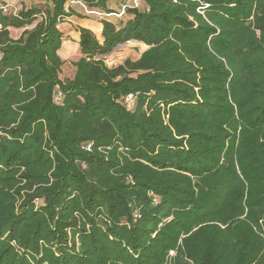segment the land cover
Here are the masks:
<instances>
[{
	"label": "trees",
	"instance_id": "trees-1",
	"mask_svg": "<svg viewBox=\"0 0 264 264\" xmlns=\"http://www.w3.org/2000/svg\"><path fill=\"white\" fill-rule=\"evenodd\" d=\"M67 2L0 0V264H264V0H145L61 78Z\"/></svg>",
	"mask_w": 264,
	"mask_h": 264
},
{
	"label": "rangeland",
	"instance_id": "rangeland-1",
	"mask_svg": "<svg viewBox=\"0 0 264 264\" xmlns=\"http://www.w3.org/2000/svg\"><path fill=\"white\" fill-rule=\"evenodd\" d=\"M47 2L48 0H12L10 4L13 9H17L19 11L24 6L30 7L34 4H39L40 6L45 7ZM111 7L114 9L120 10L121 4L119 1H117L111 4ZM77 9H78L77 13L74 14L76 18L73 17L75 21L68 20L66 18L65 21H63L60 24V28L64 31L66 39L70 38L71 41H74V42L75 40L73 39V36L76 35L78 31V26H81L80 25L81 23H77V22H81L80 18H85L89 16V15H86L81 8L78 7ZM81 16H84V17H81ZM98 19L99 21L101 20L100 18ZM110 19L114 22H117V23L119 22L118 21L119 19H117L116 17H111ZM24 29L25 28H19V29L11 28V34L13 37L17 38L21 35ZM93 31L100 38V40H102L101 32L98 29H94ZM72 45H73L72 47L73 49L64 48L62 50V53L64 54V64L62 67L61 78L72 77L74 75L75 73L74 61H76L81 56L80 46L74 43H72ZM147 48H148V45L143 46L142 44H139L136 42H127L125 44L118 46L113 52H111L110 54L104 55L103 57H104L106 64H108L109 66H116V65L123 63L126 58H131L133 60L138 59L141 56L142 52L145 51ZM174 255H175V251L173 250L170 252L171 257L169 258V261L172 260V257Z\"/></svg>",
	"mask_w": 264,
	"mask_h": 264
},
{
	"label": "built area",
	"instance_id": "built-area-1",
	"mask_svg": "<svg viewBox=\"0 0 264 264\" xmlns=\"http://www.w3.org/2000/svg\"><path fill=\"white\" fill-rule=\"evenodd\" d=\"M144 1L145 0H121L120 1L121 9L120 10L115 9V11L110 12V13L102 12L99 9H94L92 7H89V5L84 0H68L66 4V8L69 11L72 7H79L84 11L86 15H89V16L94 14V15L100 16L101 18H104V17L110 18L112 16L121 18L126 14L129 8H132V7L139 8L143 5ZM2 8L4 12H7V13H14V14L18 13V10L13 9L10 3L3 4ZM62 95H63L62 92L58 91L56 94V99L61 100ZM134 101H135L134 94L127 95L125 99V103L127 104L128 107L131 108L134 104Z\"/></svg>",
	"mask_w": 264,
	"mask_h": 264
},
{
	"label": "crops",
	"instance_id": "crops-1",
	"mask_svg": "<svg viewBox=\"0 0 264 264\" xmlns=\"http://www.w3.org/2000/svg\"><path fill=\"white\" fill-rule=\"evenodd\" d=\"M6 1H7V3H10L12 0H6ZM110 7H111V5H110ZM73 17H75V16L72 15L70 17H67V19L75 21ZM97 17L101 19L100 16L93 14V15H90V16L85 17V18H80L81 22H77V23H81L80 24L81 26L88 27V28H91L93 30L94 29H98L101 32L102 28H103V25H102V23L99 21V19ZM73 39L75 40V42L71 41L70 38L64 40L63 45H62V47H61V49L59 51V53H60V55H61V57L63 59H64V54L62 53V50L64 48L65 49H73L72 48L73 47L72 43H74V44L79 46V42H78V40H79V31H77L75 36H73ZM65 54H66V52H65Z\"/></svg>",
	"mask_w": 264,
	"mask_h": 264
},
{
	"label": "bare ground",
	"instance_id": "bare-ground-1",
	"mask_svg": "<svg viewBox=\"0 0 264 264\" xmlns=\"http://www.w3.org/2000/svg\"><path fill=\"white\" fill-rule=\"evenodd\" d=\"M99 32V31H98Z\"/></svg>",
	"mask_w": 264,
	"mask_h": 264
},
{
	"label": "water",
	"instance_id": "water-1",
	"mask_svg": "<svg viewBox=\"0 0 264 264\" xmlns=\"http://www.w3.org/2000/svg\"><path fill=\"white\" fill-rule=\"evenodd\" d=\"M149 47V46H148Z\"/></svg>",
	"mask_w": 264,
	"mask_h": 264
}]
</instances>
